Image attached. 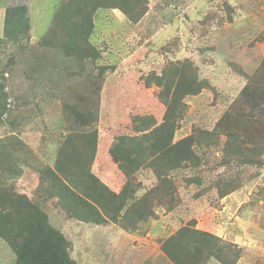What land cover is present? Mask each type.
I'll list each match as a JSON object with an SVG mask.
<instances>
[{"label": "rangeland", "instance_id": "374dc122", "mask_svg": "<svg viewBox=\"0 0 264 264\" xmlns=\"http://www.w3.org/2000/svg\"><path fill=\"white\" fill-rule=\"evenodd\" d=\"M64 1L28 0L32 36L0 44V85L5 95L0 97V109L4 108L0 166L6 167H0V192L38 200L52 225L73 244L72 256L78 264H174L161 246L191 221L223 240L243 238L240 264H264V155L258 166L228 164L224 136L218 146H195L201 166L170 173L173 188L167 186L166 192L151 168L132 178L136 189L129 194L132 200L126 207L147 200L146 213H152L137 226L130 225L133 230L123 221L97 225L68 218L56 200L48 197L49 189L45 190L53 171L84 194V176L75 167L78 150L73 147L75 152L64 154L65 144L77 130H97L92 174L113 192H122L128 178L113 161L111 147L122 135L151 131L136 130L135 114L152 116L157 125L161 123L165 106L158 95L160 89L155 85L147 89L139 77L159 71L166 59L192 60L200 77L216 90L205 89L185 98L174 142L198 135L199 129L211 130L246 84L230 64L254 71L264 58V0H149L147 15L131 27L119 10H112L111 17L100 13L89 41L102 58L83 72L77 58L67 55L64 48L39 45ZM9 4L10 0H0V38ZM106 64H117L119 70L99 75L100 66ZM85 84H89L88 90ZM97 90L98 98L85 96ZM73 110L84 116L87 112L94 116L97 111L96 121L89 128L82 126L70 117ZM66 157L67 164L74 166L70 177L58 168ZM63 165L66 168V162ZM195 177L204 179L203 184L190 183ZM221 186V193H231L222 201L217 197ZM15 261L11 245L0 237V264Z\"/></svg>", "mask_w": 264, "mask_h": 264}, {"label": "trees", "instance_id": "16d2710c", "mask_svg": "<svg viewBox=\"0 0 264 264\" xmlns=\"http://www.w3.org/2000/svg\"><path fill=\"white\" fill-rule=\"evenodd\" d=\"M149 4V0H65L39 45L64 48L67 55L77 58L83 72L88 65L94 66L102 58L100 50L89 41L98 15L107 12L110 16L112 10H119L131 27L147 15ZM29 13L28 0H10L4 12V36L0 38V44L4 41L16 43L23 38L30 39L33 25ZM63 30L66 31L64 37ZM230 67L235 75L246 80L238 99L228 106L211 130L199 129L198 135L194 133L177 142H174L175 132L185 112V98L198 96L205 89L216 90L209 81L200 77L199 68L190 59H166L159 71H148L140 76L139 81H144L147 89L152 85L160 89L158 95L165 111L159 125L152 116L135 114L136 130L141 133L151 131L139 136L122 135L111 147L113 161L119 164L128 178L122 192H113L92 174L91 168L97 153V130H77L67 139L64 154L75 152L73 147L78 150L74 156L77 160L75 167L84 176V181L81 180L85 182L84 194L69 187L67 182L56 177L58 173L52 171L50 187L45 189L47 192L49 189L50 200H56V204L68 218L97 225L123 221L128 229L133 230L130 225L137 226L152 215L151 212L146 213L144 204L147 200L134 201L126 207L132 200L129 194L136 189L132 178L141 170L151 168L159 179V186L166 192L167 186L173 188L168 178L170 173L182 169L193 171L201 166V158L195 152V146H218L221 136L225 137L223 151L226 163L261 165L264 155V58L254 71L248 66L233 63ZM108 70L115 73L119 70V65L100 66L99 75ZM93 86L96 84L93 83ZM88 87L89 84H85L87 90ZM2 91L0 85V97L5 96ZM94 92L85 96L95 95L98 98V90L95 94ZM126 93L128 94L127 91ZM3 113L4 108H1L0 120ZM96 113L97 111L93 116L92 112H87L88 115L84 116L73 110L69 116L89 128L96 121ZM68 158H62L58 162V168L61 169L59 171L63 172L65 169L66 177L71 176L70 172L74 167L67 164ZM65 162L66 168L63 165ZM0 167L6 169L5 166ZM189 181L200 185L204 179L195 177ZM222 189L223 187L217 196L219 200L231 195L221 193ZM236 189L237 187L229 191L234 192ZM196 226L197 222L191 221L163 242L161 249L170 262L210 264L213 260L216 264L239 263L244 247ZM127 228L124 227L128 230ZM0 237L11 245L16 255L15 264H78L72 256L73 244L60 229L52 225L50 216L41 203L24 194L5 190L0 192Z\"/></svg>", "mask_w": 264, "mask_h": 264}, {"label": "crops", "instance_id": "0c3cea01", "mask_svg": "<svg viewBox=\"0 0 264 264\" xmlns=\"http://www.w3.org/2000/svg\"><path fill=\"white\" fill-rule=\"evenodd\" d=\"M31 1V0H30ZM33 1V0H32ZM30 4H31V2H30ZM230 196V195H229ZM222 201V200H221ZM211 233V232H210ZM228 238H232V236L229 234L228 235ZM231 242H234V241H232V240H235V241H237V242H234V243H236V244H238V245H240V246H242V247H245V246H243V238H238V239H236V238H232V239H229ZM244 245H245V243H244ZM161 258H162V256H161ZM238 264H240V262L238 263Z\"/></svg>", "mask_w": 264, "mask_h": 264}, {"label": "clouds", "instance_id": "9594fccd", "mask_svg": "<svg viewBox=\"0 0 264 264\" xmlns=\"http://www.w3.org/2000/svg\"><path fill=\"white\" fill-rule=\"evenodd\" d=\"M199 229V228H198ZM225 241H228V240H225ZM234 243V242H233Z\"/></svg>", "mask_w": 264, "mask_h": 264}]
</instances>
